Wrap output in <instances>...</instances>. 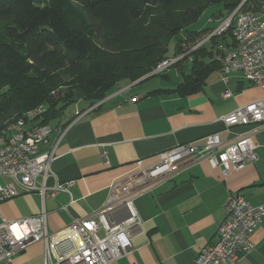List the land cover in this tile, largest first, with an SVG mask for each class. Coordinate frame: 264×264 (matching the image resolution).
<instances>
[{
	"label": "crops",
	"instance_id": "obj_1",
	"mask_svg": "<svg viewBox=\"0 0 264 264\" xmlns=\"http://www.w3.org/2000/svg\"><path fill=\"white\" fill-rule=\"evenodd\" d=\"M218 21L213 17L208 20L212 24ZM173 67L179 75L177 81L171 80L172 71L167 70L160 75L163 81L152 86L148 82L151 76H147L116 86L93 106L79 101L60 123L54 124L57 132L51 138L55 142L58 132L62 134L55 148L58 158L51 169L60 182L76 180L70 194L59 192L54 198L46 197L43 203L37 193H23L0 204V220L35 215L45 207L49 230H61L73 218L98 210L112 182L131 171L138 159L150 165L158 160L160 152L180 143L197 141L213 132L232 142L251 129L239 125L227 130L219 119L264 97V88L252 84L239 71L224 79L222 70L217 69L198 92H165L175 89L183 73L190 72V59ZM226 89L232 91V96H223ZM156 90L162 91L153 92ZM253 140L258 159L243 169L225 176L221 168L196 162L141 195L136 207L143 224L132 238L134 252L112 264H195L198 253L212 241L225 220L224 203L229 193L243 194L253 205L264 204V127L254 132ZM53 183L54 178H50L49 185ZM120 213L125 214V209ZM114 217L121 219V215ZM252 240L254 249L242 255L240 263L264 264V216ZM44 250L43 242L34 243L12 261L0 264H44Z\"/></svg>",
	"mask_w": 264,
	"mask_h": 264
},
{
	"label": "trees",
	"instance_id": "obj_2",
	"mask_svg": "<svg viewBox=\"0 0 264 264\" xmlns=\"http://www.w3.org/2000/svg\"><path fill=\"white\" fill-rule=\"evenodd\" d=\"M243 1L0 0V130L21 120L55 127L71 104L93 106L119 82L133 83L171 58L179 59L174 65L190 59V72L165 92L202 90L208 76L222 69L220 41L228 50L237 46L234 24L215 34L192 25L211 6H219L212 17L222 20ZM249 9L264 13V0H245L240 10Z\"/></svg>",
	"mask_w": 264,
	"mask_h": 264
},
{
	"label": "built area",
	"instance_id": "obj_3",
	"mask_svg": "<svg viewBox=\"0 0 264 264\" xmlns=\"http://www.w3.org/2000/svg\"><path fill=\"white\" fill-rule=\"evenodd\" d=\"M244 2L215 32L222 33L230 28L233 20H240L239 31L233 35L236 45L241 46V53L228 54V48L219 45L221 52L217 59L222 64L224 79L239 71L252 84L264 88V21H245L240 15ZM178 60L166 59L159 73ZM232 94L226 89L223 96ZM219 120L227 130L239 125H248L251 129L232 142L224 141L219 132H213L200 140L180 143L160 152L158 160L150 165H144L143 159H138L131 171L112 182L107 199L98 210L85 217L73 218L61 230H49L45 207L35 215L13 220L1 217L0 263L12 261L38 242L44 243V264H112L132 254V238L143 224L136 207V200L141 195L172 180L196 162L221 168L227 176L257 161L253 134L264 127V97L239 106ZM16 129L22 128H15V133L8 135L0 133V177L9 179L5 184L0 183V204L23 193H37L43 203L46 197L54 198L59 192L70 194L76 180L60 182L51 169L58 158L55 148L62 137L61 132L53 142L51 138L56 129L40 127V131H24V137L32 138V145L20 146ZM7 139H14V147H7ZM44 141L53 142V149L42 150ZM102 157L107 162L106 152ZM50 178H54L52 185H49ZM122 209L125 214L120 213ZM224 212L225 220L218 226L212 241L198 253L195 264H241V256L254 249L252 236L262 222L264 204L253 205L243 194L229 193ZM114 215H121V219Z\"/></svg>",
	"mask_w": 264,
	"mask_h": 264
},
{
	"label": "bare ground",
	"instance_id": "obj_4",
	"mask_svg": "<svg viewBox=\"0 0 264 264\" xmlns=\"http://www.w3.org/2000/svg\"><path fill=\"white\" fill-rule=\"evenodd\" d=\"M240 15L243 17L245 21H252V20H263L264 21V14L263 13H252L250 11H241ZM228 21V19H227ZM227 21L223 24L225 25ZM231 24H234V33H238L240 28V20H233ZM230 24V25H231ZM241 53V46L237 45L236 48L228 50V54H236ZM165 66V61L160 63L158 68L153 73H158L162 70V67ZM152 73V74H153ZM37 113V111H31L28 115L34 116ZM40 127L43 130H52L55 129L51 125H42V126H34L30 127L25 125L24 121H18L15 123H11L6 128L0 130L1 135H8V133H15V128H22V129H16V136L18 138V145L20 146H27L32 145V138L24 137V131H40ZM7 147H14V139H7ZM53 149V142L51 141H44L42 142V150H50Z\"/></svg>",
	"mask_w": 264,
	"mask_h": 264
},
{
	"label": "rangeland",
	"instance_id": "obj_5",
	"mask_svg": "<svg viewBox=\"0 0 264 264\" xmlns=\"http://www.w3.org/2000/svg\"><path fill=\"white\" fill-rule=\"evenodd\" d=\"M219 10V6H216V5H214V6H211V7H209L205 12H204V14L201 16V18L198 20V22H196L195 24H193L192 25V28L193 29H199L200 27H202V26H204V28L206 27V26H210L209 27V30H210V33L211 34H213V33H215L220 27H221V25H223L226 21H227V19L229 18V16H227L226 18H223L222 20H219L217 23H214V24H212V23H210V22H208V20H210L211 21V18H212V15L214 14V13H216L217 11ZM253 10V9H252ZM219 24H221L216 30H215V28L214 29H211V28H213L214 26H216V25H219ZM214 31V32H213ZM210 34V35H211ZM208 35V33L206 34V36ZM209 38V35L207 36V37H205V38H203L201 41H200V39L198 40V42H197V45H200V44H202V43H204L205 41H207V39ZM227 40H230V38H228ZM207 45L208 46H210V43H207ZM220 45H225V42L224 41H220ZM190 46V44L189 45H186L185 44V47L186 48H188ZM174 47H175V40H172L171 41V43H170V48H169V53H170V55H172L173 54V51H174ZM192 47H194V46H191V47H189L188 49H190V48H192ZM190 52V51H189ZM189 52H187L186 53V55L187 54H189ZM189 56H191V55H188V58H189ZM180 58L182 57V56H179ZM182 62H184V61H182ZM181 62V63H182ZM172 67V68H171ZM169 69H167L166 71L167 72H169V71H172V72H170L169 73V76H170V78H171V80H173V81H177L178 80V77H179V75H178V73H177V70H176V68H174L173 66H171ZM190 69V68H189ZM189 69L187 68V70L189 71ZM154 72V71H153ZM152 72V73H153ZM161 72V71H160ZM166 72V73H167ZM152 73H150V74H148L149 76H151L152 75ZM159 73V72H158ZM164 73V72H163ZM163 73H161V74H163ZM187 74V73H186ZM145 77V76H144ZM143 78V77H142ZM163 77L162 76H154V77H150L149 78V80H148V82H150L149 84H150V86H152L154 83H156V82H158V81H163ZM125 83H129V81L128 80H124V81H121V82H119L118 83V85L117 86H119V85H124ZM112 91H114V89L112 90ZM111 91V92H112ZM78 106V103H73V104H71L70 106H68L67 107V109H66V111H65V115L67 114V113H69V112H71V110H74L75 109V107H77ZM53 125L54 124H56V123H52ZM5 180L6 182H8L9 181V179H7V178H3V177H0V183H2V184H5L6 182H2L1 180Z\"/></svg>",
	"mask_w": 264,
	"mask_h": 264
},
{
	"label": "water",
	"instance_id": "obj_6",
	"mask_svg": "<svg viewBox=\"0 0 264 264\" xmlns=\"http://www.w3.org/2000/svg\"><path fill=\"white\" fill-rule=\"evenodd\" d=\"M147 76H149V75H146L145 77H147ZM145 77H143V78L139 79L138 81H140V80L144 79Z\"/></svg>",
	"mask_w": 264,
	"mask_h": 264
}]
</instances>
